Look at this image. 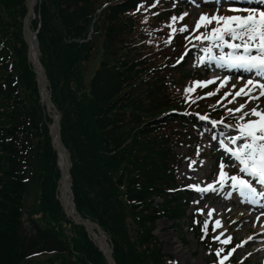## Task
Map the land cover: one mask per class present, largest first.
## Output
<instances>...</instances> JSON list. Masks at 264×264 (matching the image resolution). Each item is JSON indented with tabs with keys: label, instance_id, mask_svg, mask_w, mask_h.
<instances>
[{
	"label": "trees",
	"instance_id": "obj_1",
	"mask_svg": "<svg viewBox=\"0 0 264 264\" xmlns=\"http://www.w3.org/2000/svg\"><path fill=\"white\" fill-rule=\"evenodd\" d=\"M145 1L40 0L35 9L40 63L71 157L75 209L106 234L115 264H172L168 256L163 261L152 231L160 217L182 218V198L171 194L182 162L174 148L196 125L174 113L187 110L172 71L164 63L150 68L160 44ZM25 11L24 0H0V206L11 216L0 221V264H34L39 257L46 259L40 264H106L55 199L59 170L49 119L20 35ZM97 55L85 87L84 64ZM30 186L40 192L39 212L54 225L42 227L31 215L24 221L20 203ZM157 198L163 201L153 206Z\"/></svg>",
	"mask_w": 264,
	"mask_h": 264
},
{
	"label": "rangeland",
	"instance_id": "obj_2",
	"mask_svg": "<svg viewBox=\"0 0 264 264\" xmlns=\"http://www.w3.org/2000/svg\"><path fill=\"white\" fill-rule=\"evenodd\" d=\"M25 5L28 7L29 3L27 0H24ZM221 15H236L237 13H231L226 8H218ZM195 5L191 8L190 11L187 12L189 14V21L185 23L183 26H187L188 30H190L192 27H194V23L196 22L197 17L199 14L196 12ZM217 9H209L208 15L214 14V12ZM241 15H244L243 13H239ZM246 15V14H245ZM149 20H152V18H149L146 16ZM122 19H125L122 17ZM132 20H136L135 18H131ZM138 20H140L139 17H137ZM126 20V19H125ZM23 19L20 20V25H22ZM123 21V20H122ZM137 22V21H136ZM140 22V21H139ZM23 25L21 26V32L20 35L23 38L24 41H26L24 32H23ZM146 27L145 24H141L138 27H135L134 31L141 32L140 30H144ZM216 27L215 23L208 25L207 28H202V30L199 32L198 35L205 31H211L212 28ZM177 32H180V26L174 27ZM122 32V31H121ZM125 32H128V30H125ZM32 33V32H30ZM135 34V32H134ZM195 40V39H194ZM14 42V41H13ZM99 47L97 50V54L102 53L101 50V44L100 41H98ZM119 46V45H117ZM195 46L199 48V54L201 56H204L205 53L202 51L203 48L207 47V42H201L195 40ZM196 47V48H197ZM160 49L158 52L155 53V57L150 62V68L155 67L156 65H160V63H163V60L161 59L162 56H164L166 53H164ZM180 49L176 48L174 52H179ZM28 51L26 52V59H28ZM219 49H213V55H218ZM98 58L100 56L97 55V57L94 56L92 60L84 64L85 71H84V86L87 87L89 82L91 81L95 71L97 70L99 63ZM206 62L207 59L205 60ZM209 63V62H208ZM160 68H163V66H160ZM218 75L214 72L210 71V78H215ZM1 77V76H0ZM173 79V76L171 77V80ZM34 80L37 82V77L34 78ZM174 80V79H173ZM246 82H244L241 85H236L235 88L232 86L235 83H228L225 87H220L219 89H223L226 92H235L239 90V88L243 87ZM21 90H23L24 97L27 98L30 95V92L25 91L21 84ZM205 88V87H204ZM26 89V88H25ZM176 92V91H174ZM254 94H258L254 93ZM229 102L226 104L225 96L222 99V105H224L226 110L228 108H237L240 106V104H246V109H251L252 107L259 105L261 109H264V97H261L259 100L254 101H247L240 102L239 100H236L237 98L233 99L232 96H228ZM247 98V97H246ZM44 104V103H43ZM217 103L216 105H218ZM45 106V104H44ZM46 107V106H45ZM46 114H51L48 109L45 108ZM207 116V115H206ZM238 118V117H237ZM253 117H247V119H252ZM239 122V121H238ZM225 128H228V131L223 132V134L218 135L217 133L212 135L209 139L203 138L204 143L200 148L195 150L196 154H204L206 157L208 154L212 153L213 150L217 151L219 148L218 141L229 139L230 136H235L238 134L236 130H232L231 127L226 126ZM185 148H181L176 153L184 154ZM213 160L208 157L205 159L202 164H197L196 166L193 165H184L180 171L178 172L179 178L183 181L184 184L190 186V185H197L199 187H207L209 184H212L215 188V191L209 190L208 192H198L195 189L193 190V204L191 205L190 209L188 210V215L191 213L197 214L205 222L207 221L208 224L214 227L215 232L211 237H207L204 239L206 240L207 244L209 246H205L200 244L198 241H196V238L193 236L190 228L189 219H182V221H169L166 219V217H160L158 221L155 223L153 228V235L156 239V242L158 243L160 247V256H163V261H166V258L164 256L170 257L173 261L172 264H219L220 259L223 258L227 253L224 251L225 246L229 244H223L221 241L227 239L228 237H231V241L233 242V246L235 247V254L233 256L234 261L239 260H245L246 262L244 264H264V236L262 235L259 238L258 232L260 231V225L264 223L263 220H261L260 224H257V226H254V223H247V224H241L240 223H246L244 219L242 218L240 221H236L234 218L230 217V211L235 210L239 213V216L242 215L243 217L249 216L251 211L244 209L242 206H240V202L244 201L243 197H240L239 192H233V189L231 188V181L230 179L226 181L223 188L220 187L218 184L219 180V174L217 173L219 169H217L218 166L215 167ZM224 171L228 174V176H231V173H229L228 167H225ZM61 181L59 182V185L56 187V189H60L61 187ZM58 184V183H57ZM60 186V187H59ZM56 191V190H55ZM59 193V192H58ZM60 196V195H59ZM58 196V197H59ZM40 198V192H38V189L35 190L34 187L30 186L28 190L26 191V195L24 197L23 202H21L22 207V214L24 221L27 220L29 215L35 220L38 221V224L42 227L46 226L48 223L51 225H54L53 222H50L49 217L47 215H43L39 212L40 206H39V199ZM162 198L155 199L153 206L158 205L162 203ZM2 203V199H0V204ZM11 208V204L8 202L7 204ZM3 206H0V221H4L7 216H10V213L7 211H3ZM202 210V212H201ZM210 210H214L212 216H208L207 213ZM35 213V215L33 214ZM11 217V216H10ZM247 218V217H246ZM220 220L221 221V227L215 226V221ZM2 225L4 224L1 222ZM129 228L134 230V225L130 224L129 222ZM135 231V230H134ZM250 234H247L250 232ZM222 233V235H221ZM253 234V236H250ZM99 235V234H98ZM91 236V235H90ZM216 236H220V240L217 241L214 239ZM250 236V237H249ZM100 238H103L108 244L109 239L104 233H101L99 235ZM249 238L250 241H249ZM230 241V242H231ZM98 245L97 243H95ZM239 246V247H238ZM223 249V252L221 253L220 257L216 256V250L217 249ZM102 249V248H101ZM103 250V249H102ZM46 259L44 257H39L33 259L34 264H40ZM231 261L229 260V263ZM224 264H228L224 262ZM235 264V263H234Z\"/></svg>",
	"mask_w": 264,
	"mask_h": 264
},
{
	"label": "snow or ice",
	"instance_id": "obj_3",
	"mask_svg": "<svg viewBox=\"0 0 264 264\" xmlns=\"http://www.w3.org/2000/svg\"><path fill=\"white\" fill-rule=\"evenodd\" d=\"M153 7L155 5H152ZM228 11L237 13L236 15H221L219 9L214 14L208 15L201 13L198 16L197 22L194 26V31H199L202 27L207 28L208 25L215 23L216 27L211 31H205L200 35L194 36V39L201 42H207L208 46L203 48L204 56L198 57V62L203 65L205 60L209 63L214 62L217 67H227L229 69H242L247 72H255L258 76L264 75V9L252 8V7H236L230 6ZM239 13H246L241 15ZM187 13L181 14V16L171 17L172 24L168 25L171 28L172 33L177 30L172 27L178 20H183ZM180 32L188 31L187 26H183L179 29ZM167 43L171 42V37ZM219 49V55H213V49ZM225 49H228L225 52ZM187 53H185L186 55ZM179 63V61H178ZM220 81L219 87H225L228 84L229 77L224 76L223 79L215 77L213 79L205 81H194L192 86L185 89L186 94H190L195 91L197 87H207L210 84H214ZM235 88V85L232 86ZM219 91V88L217 89ZM258 94H254L257 93ZM214 93H206V96H211ZM232 96L247 97L249 101L259 100L264 97V82L260 80L247 79L243 87L234 93L226 92L225 98ZM194 102V101H193ZM246 109V104H240L239 107L232 109L228 108L229 115L240 114L238 117L239 123L235 126L238 134L229 137V144L236 147H229L220 141L222 147L231 154L232 157L238 162L237 167L240 173H245L250 177H255L259 185L264 186V109H261L259 105ZM253 117L247 119V117ZM201 120H208V116H200ZM223 121H212L213 126ZM227 126V125H226ZM219 171L218 184L221 188L224 187L227 180L231 181V188L234 191H238L240 197H243L250 203H257L258 198L264 199V192H260L253 186L248 180L241 175H232L224 171L226 165L221 163ZM198 192H208L209 190L215 191L212 184L207 187H199L197 185H190ZM214 210H210L207 215L212 216ZM202 212V210H201ZM259 219V218H257ZM216 227H221V221H215ZM208 231V222L204 223V232ZM222 235V233H221ZM214 239L220 240V236H216ZM251 239V238H249ZM231 241V237L221 241L223 244H228ZM239 247V246H238ZM235 251V248L231 250ZM223 249L216 250V256L220 257ZM231 255L229 252L227 255L220 259L219 264L224 262Z\"/></svg>",
	"mask_w": 264,
	"mask_h": 264
},
{
	"label": "bare ground",
	"instance_id": "obj_4",
	"mask_svg": "<svg viewBox=\"0 0 264 264\" xmlns=\"http://www.w3.org/2000/svg\"><path fill=\"white\" fill-rule=\"evenodd\" d=\"M30 2H31V0H30ZM54 130H55V128H54ZM52 132H54V131H52ZM65 164H66V161L64 159H62V161L60 162V165H61L60 167H61V169L63 171V178H62V186L60 188V191H62L61 192L62 202L69 208L70 202H69V193H68L67 188H66L67 187L66 186V181L67 180H66V176H65V172H66V169H65L66 165ZM252 212L255 213L254 216H256V217H251L249 220H256V218L259 217L258 215L260 214V212L256 211L254 208H252ZM230 217H232L234 219L236 218L235 219L236 221H240L242 219L241 215L239 216V213L237 211H235V210L230 211ZM244 221L247 222V223L249 222V221H246L245 219H244ZM241 224H243V223H240V226H241ZM98 245H100V247L103 250H105V246L106 245H104L103 239H101V238L98 239Z\"/></svg>",
	"mask_w": 264,
	"mask_h": 264
},
{
	"label": "water",
	"instance_id": "obj_5",
	"mask_svg": "<svg viewBox=\"0 0 264 264\" xmlns=\"http://www.w3.org/2000/svg\"><path fill=\"white\" fill-rule=\"evenodd\" d=\"M42 76H43V75H42ZM42 76H41V77H42ZM43 77H44V76H43ZM58 132H60V127H59V129H58ZM57 144H58L59 151H60L61 155L63 156V158L66 159V161H68V163L66 164V168H65V169H66V173H65V175L68 176V171H69L68 164H69V158H70V157L68 156V153H67L65 147L62 146L59 137L57 138ZM62 178H63V176H61V180H62ZM70 213L75 214V215L77 214V213L75 212V209H74L73 204H72V206H71V204H70ZM76 224H79V225H82V224H83V225H84L85 227H87V228H88V227L90 228V226H91V225H89L88 223H85V222L81 221V219H80L79 216H77ZM96 227H97V226H96ZM97 231L99 232V228H98V227H97ZM103 253L105 254V256H107L108 263H109V264H114V262H113V260H112V257H111L110 249L107 248L106 251L103 252Z\"/></svg>",
	"mask_w": 264,
	"mask_h": 264
}]
</instances>
